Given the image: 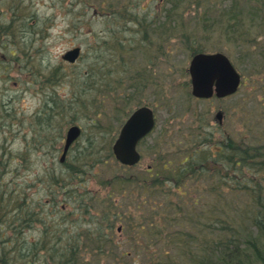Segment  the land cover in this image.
<instances>
[{"label": "rangeland", "instance_id": "obj_1", "mask_svg": "<svg viewBox=\"0 0 264 264\" xmlns=\"http://www.w3.org/2000/svg\"><path fill=\"white\" fill-rule=\"evenodd\" d=\"M11 1L25 9L9 31L10 34L14 32L15 38L10 37L7 32L1 33L0 147L6 150L3 159L7 160L8 167L6 170L3 168L5 172L3 170L0 177V197L5 202L16 206L20 204L28 211H35L34 216L37 218V221L21 222V225L25 226L22 237L13 233L11 226L0 229V240L6 237L14 238L13 242L8 241V247L13 246L14 251L22 255V258L14 259L13 264H26V261L31 259L26 255L27 249L22 244L18 245L22 238L29 243L46 241V251L51 246L68 249L70 245H79L77 261L80 264H156L164 249H169L171 259L179 261L181 246L178 241H168L175 239L174 235L171 236L170 228L167 229L169 235L156 231L157 237H153L146 234L140 224L153 222V218H157L162 221V231L165 225L176 226L173 229L182 226L189 232L190 228L198 230L199 224L205 223L203 217L208 211L203 199L197 207L202 216L200 220H192L186 214L180 218V215H176V208L187 196L190 198L188 203H191L192 195L198 196L200 191L191 192L188 189L191 182H188L182 189V197L170 194L167 198H154L148 193L142 194L141 188L128 187L122 192L116 188L117 184L112 182V179L114 176L124 175L136 177L139 171L149 165L156 167L158 158L165 162L170 161L171 166H174L185 156H190L191 151L199 148L201 143L213 146L223 135L231 136L238 144L251 143L247 141L253 140V137L255 140L263 137L264 28L253 27L250 18L245 20L243 25H249L252 31L250 35H246V40L240 43L228 36L231 29L226 26L222 28L225 23L221 24V29L214 30V27L218 26L214 25V22L210 21L207 26L206 23L198 21L202 7L191 11L185 9L184 16L187 21L190 20V29L193 30L191 34V30H187V36L190 34L188 46L200 47L208 52L226 53L244 80L238 92L225 99H195L190 92V77L187 71L190 54L187 49L181 47L176 38L167 37L160 42L164 43L167 50L164 55L156 56L152 61L154 75L147 88H144L143 94H137L135 98L128 100L124 98L134 92L130 88L131 81L123 80L120 94L122 99L113 100L112 103L111 92L108 93V87L104 86V83L108 82L109 75L117 76L111 61L114 55L113 46L102 48L99 40L102 41L107 36L106 38L110 37L113 41L115 38L111 35L114 36V26L109 22L108 16L100 14L101 10H98L100 13L94 14L91 8V5H94L99 9L102 0ZM105 1L116 9L120 5H129L133 14L152 23L153 9L159 8L154 0ZM174 1L176 0H169L163 8L174 5L180 8ZM239 1L240 7L245 9L250 17L252 14L257 16L253 13L255 7L264 6V0ZM65 6L71 7L72 10H65ZM245 12L243 14L246 17ZM261 13L262 11L259 14ZM7 18L8 15L5 19ZM259 19H264V16H257L255 21ZM127 27L132 28L127 29L122 23V40L126 42V49L129 50L122 52V60L127 63V69L133 72L137 65L143 63V59L138 49H131L139 38L133 30L135 26ZM150 27L149 30L153 33L154 25L150 24ZM22 35H30L31 40L23 41ZM158 37L155 33L149 35V40L153 41L146 42L151 46L149 50L156 52ZM74 45L81 46L82 55L72 66L63 63L61 55ZM253 51L261 52L255 54ZM105 68L107 71L104 75ZM114 94L117 96L115 91ZM140 98L142 104H150L154 108L157 123L154 130L138 145L142 154L139 165L134 169L125 170L115 159L112 144L129 112L138 105L136 101ZM217 110L224 113L220 124L214 117ZM99 114L100 119L94 124L91 119H96ZM66 118L81 125L83 133L77 141L79 144L75 143L65 161L60 163L61 149L53 152L52 148L55 145L56 148L62 146L63 135L70 121ZM38 130L39 133L33 136ZM206 132L211 138L203 141L202 136ZM72 163L88 169V175L80 179H75L74 176L70 178L66 164ZM2 166L4 164H0V167ZM48 168L51 169V175L47 174ZM53 175L59 179L62 177L61 184H56L54 179L49 177ZM78 184L89 189L90 199L86 201L89 208L77 211L75 207L78 201L73 199L77 193L71 186ZM79 195L86 196L84 193ZM172 196L178 199L174 207L170 201ZM112 202H115V208L111 207ZM236 202L240 203L239 195ZM188 203L181 205L187 213L191 210ZM62 204L64 207L67 205V208L61 207ZM101 211H107L109 214L116 212L123 217L121 220L117 219L109 228L106 221L111 219V216L103 218ZM164 214H169V217ZM124 217L136 226L129 228L122 222ZM165 219L166 223H163ZM173 223L177 225H172ZM119 225L123 226L122 230H118ZM28 226L33 228L28 230ZM249 230L241 234V256L246 257L249 253L253 256L256 252L264 259V241L260 238L254 237L258 250L252 244L244 247V239L249 241L250 238ZM103 232L108 240L96 243L97 234ZM97 245L102 247L98 249L95 247ZM147 246L151 248V252H146ZM125 251L128 253L122 255ZM39 253L45 254L44 250ZM33 264L43 263L35 257Z\"/></svg>", "mask_w": 264, "mask_h": 264}, {"label": "trees", "instance_id": "obj_2", "mask_svg": "<svg viewBox=\"0 0 264 264\" xmlns=\"http://www.w3.org/2000/svg\"><path fill=\"white\" fill-rule=\"evenodd\" d=\"M239 2L241 1H175L176 4H179L180 8L174 6L163 11L164 15L168 16L167 20H163L161 19L162 17H159L158 21L151 23L154 25L153 33L159 35L156 52H154L149 50L151 46L146 43L147 41H151L149 40V35L153 34L152 31L149 30L151 28L150 23L144 22L138 15L133 14L129 5L124 7L120 5V7L116 9L115 7H111V3L102 0L101 3H99V7H102L104 4H106L107 7H111V11L107 16L109 22L114 26V36L111 35V37L115 38L113 41L110 37L106 38L107 36L104 37L102 41L99 40V45H101L100 47L102 48L113 46L112 49L114 55L111 61L114 65L117 76L109 75V77H107L108 82L104 83V86L108 87V93L111 92L112 103L113 100L122 99L120 98V94H122V82L127 79V75L129 74L131 77L128 79L132 83L130 88L133 89L134 93L133 95H126L124 98H127L128 100V98L131 97L135 98L137 94H143L142 92L144 88L149 84V80L152 79L154 75V72L150 69L149 65L156 59V56L164 55L165 51H163V44L160 42L164 40V37L168 32L172 33V35L174 33H181V36L185 38V44L188 46V36L193 31L189 28L190 22H183L184 24H180L181 22L177 21V24L172 25L173 21L176 22V20L184 19L185 9L191 11L192 9L198 10V8L202 7V13L198 15V21L206 23L207 26L210 21L211 23L214 22V25H218L214 27V30L221 29V24L225 23L226 25L223 24L222 28L226 26L229 30L231 29V31L228 32V36L240 43H243V41L246 40V35H250L252 31L249 28V25H243L245 20H249L250 18L253 27L261 26L264 28V19L255 21L257 16H264V6L255 7L253 13L257 16L252 14V17H250V14L240 7ZM70 8L71 7L69 6H65V10ZM24 9V7L11 0H8V2L6 0H0V32L4 31L5 33L7 32L10 34L9 31L12 28V25L18 22ZM71 10L72 8L70 11ZM261 11L262 13L259 14ZM244 12L247 13L246 17L243 14ZM7 15L9 18L5 19ZM122 17L125 18L122 19ZM122 21L125 25L130 24L135 26L133 30L137 32V35L139 36L136 44L141 48V54L144 58V63L136 66L137 69L133 72L127 69V63L122 60V52H129V50L126 49V43L122 40ZM209 27H211V25H209ZM188 28L191 32L187 36V33L189 32L187 31ZM29 36L30 35H22L21 37L23 41L27 42L31 40V36ZM10 37L15 38L14 32H11ZM151 42L153 43V41ZM188 47L191 48L193 52L199 51L198 49H193L194 46ZM260 52L261 51H253L255 54ZM248 54L251 55V53ZM252 56H254V54H252ZM104 70L105 75L107 68ZM118 89L120 91H118ZM114 91L117 96L114 94ZM106 95L108 94L106 93ZM140 101L141 98L136 102L139 103ZM100 116L101 114L93 120L94 124H97ZM202 138L204 141L210 139L211 136L206 132ZM259 138L260 139L255 140V137H253V140L247 141L251 143L238 144L231 136L228 135L227 137L226 135H223V138H220V141H215L213 146L201 143L202 145L199 146V148L191 151L190 156H185L180 163L174 166H171L170 161L165 162L163 159L158 158L159 162L156 164V167L151 166V169L149 170L143 169L138 172L136 177L129 175H124V177H113L112 182L116 183V188L122 190V192L128 187L134 189L141 188L142 194L148 193L149 195H153L154 198H159V196L167 198V195L170 194H177L179 197H182L184 195L182 189L185 187V183L188 182H191L188 186V189L191 192L200 191L198 196L192 195L191 203H188L190 198L187 196V199L185 201L181 200L176 208V215H180V218L186 214L192 220L196 218L200 220L202 216H200L199 211H197V207L203 199L204 206L207 207L208 211L203 217L205 223H201V225L199 224L200 228L198 230L190 228L189 232L182 226L173 229V227L176 226L171 227L170 225L169 227L168 225H165L162 231V221L157 218H153V222L149 221L146 222L147 224H140V228L146 234L150 236L153 235V237H157L156 231L164 232L168 235L170 231L171 236L174 235L175 237H173L175 239L173 240L171 238L168 241H178V245L181 246L179 261L171 259V254L168 253L169 249H164L162 250L164 257L161 254V257L156 261V264H264V259L259 256L260 254H256V252L253 256H251V253L246 255V257L241 256V248H243L241 234L243 231L251 228L248 235L250 237L249 241L248 239H244L246 244L244 247H249L251 246L250 244H252L256 250H258L255 245L256 241L254 237H258L264 241V136ZM253 141L258 143H252ZM3 150V147H0V151ZM5 153L6 151L0 153V164H4V166L0 167V177L2 176L3 168L6 170L8 167L7 160L3 159ZM66 166L70 178H73L74 176L75 179H80L88 175V169L85 167L82 168L80 164L72 163L66 164ZM122 167L125 168V170H131L137 166L130 168L126 166ZM47 174L51 175L50 168H48ZM49 177L54 179L56 184H61L63 180L62 177L59 179L55 175ZM203 178L205 179L202 183ZM84 187L85 186L81 184L71 186V189L77 193L76 196H73V199L78 201L75 207L77 211L82 208H89V203H86V201L90 199L89 196L79 195L81 193H89V189ZM237 195L240 197V203L238 204L236 202ZM22 199L24 200L25 198L22 197ZM177 200L178 199L173 196L170 197L173 207L176 205ZM183 203H188L191 206L189 213H187L185 209H182L181 205ZM111 207L115 208V202L111 203ZM66 208L67 205L65 209ZM34 214H36L35 211H28L27 208L22 207L20 204H17L16 206L13 203L5 202L1 200L0 197V229H6V226H11L13 233H18L22 237L25 226H22L21 222L37 221ZM102 214L103 218L111 216V219L106 221V225H108L109 228L114 225V222L117 219L121 220V217H123V215L116 212L109 214L107 211H101V215ZM164 216L169 217V214H164ZM122 222L128 225L129 228L136 226L130 221H126L125 217L122 218ZM163 223H166V219L163 220ZM172 225L177 224L173 223ZM144 226H147V228L145 229ZM105 228L108 227L105 226ZM168 228H170L169 231H167ZM97 235L98 240L96 243L98 244L99 242L103 243V241L108 240L106 233L104 232ZM13 240L14 238L8 239V237L0 240L2 244V247H0V257L3 256L0 264H13L14 259L22 258L21 254L14 251L13 246L8 247V241L13 242ZM17 241H19V237H17ZM91 241L93 240L91 239ZM19 244H22L27 249L26 255H29L31 258L26 261V264H33L35 257L40 259L43 264H80V262L77 261L79 245H70L68 249H59L57 246H51L46 251V241H33L32 243H29L25 238H22L18 245ZM168 245L170 244L168 243ZM95 247L100 249L102 246L97 245ZM41 250H44V255L39 253ZM146 252H151L149 246L146 247ZM126 253L128 252H122V255H125ZM136 264L139 263L136 262Z\"/></svg>", "mask_w": 264, "mask_h": 264}, {"label": "water", "instance_id": "obj_3", "mask_svg": "<svg viewBox=\"0 0 264 264\" xmlns=\"http://www.w3.org/2000/svg\"><path fill=\"white\" fill-rule=\"evenodd\" d=\"M79 48L68 51L63 58L73 62L79 55ZM192 77V93L198 97H209L213 93V83L218 97L233 93L240 81V75L222 53L198 54L189 67ZM218 113V117H220ZM152 110L146 106L135 110L121 128L118 138L113 144L116 158L124 164L133 165L139 160L136 144L153 127ZM80 129L71 127L67 132V140L62 159L70 143L79 135Z\"/></svg>", "mask_w": 264, "mask_h": 264}, {"label": "flooded vegetation", "instance_id": "obj_4", "mask_svg": "<svg viewBox=\"0 0 264 264\" xmlns=\"http://www.w3.org/2000/svg\"><path fill=\"white\" fill-rule=\"evenodd\" d=\"M154 1L156 2V6L159 7L158 9H161V8L163 7V5H164L165 3L168 2V0H154ZM157 11H158V13H160L159 10H157ZM162 17L165 19V18H167L168 16H167V15H164V16H162ZM155 18H156V17H154L153 20H154Z\"/></svg>", "mask_w": 264, "mask_h": 264}]
</instances>
